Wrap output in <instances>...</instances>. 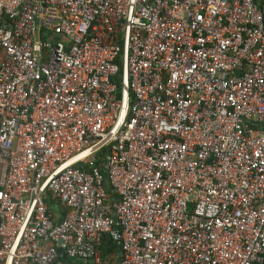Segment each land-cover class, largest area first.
Segmentation results:
<instances>
[{"label": "built area", "instance_id": "built-area-1", "mask_svg": "<svg viewBox=\"0 0 264 264\" xmlns=\"http://www.w3.org/2000/svg\"><path fill=\"white\" fill-rule=\"evenodd\" d=\"M105 233L117 264H264V0H0V264Z\"/></svg>", "mask_w": 264, "mask_h": 264}, {"label": "trees", "instance_id": "trees-1", "mask_svg": "<svg viewBox=\"0 0 264 264\" xmlns=\"http://www.w3.org/2000/svg\"><path fill=\"white\" fill-rule=\"evenodd\" d=\"M105 187L107 188V191L109 193H112V189L108 184H106ZM47 204H48L49 210L52 213H55L57 220L60 221L64 215V211L61 209L62 207L56 201L52 200L51 198L47 200ZM100 249H101V260H103L102 262H104V259L106 257L112 254L115 262L110 263V264H117L120 258V251H121L120 243L117 240H115L111 234L105 233L101 236ZM75 260L76 259L64 257V258H60L59 262L69 264V263H73V261ZM80 262L83 263L82 261ZM89 263L94 264L91 261H89Z\"/></svg>", "mask_w": 264, "mask_h": 264}, {"label": "crops", "instance_id": "crops-1", "mask_svg": "<svg viewBox=\"0 0 264 264\" xmlns=\"http://www.w3.org/2000/svg\"><path fill=\"white\" fill-rule=\"evenodd\" d=\"M103 260H101V264H110V263H114L115 262V260H114V258H113V255L112 254H110L108 257H106L105 259H104V262H102ZM83 262V261H82ZM92 262V261H91ZM74 263H76V264H83V263H86V264H90L89 263V261L88 262H83V263H81L80 262V260H75V261H73V263H69V264H74ZM92 263H94V262H92ZM100 263H94V264H100ZM56 264H65V263H62V262H57ZM68 264V263H67Z\"/></svg>", "mask_w": 264, "mask_h": 264}, {"label": "water", "instance_id": "water-1", "mask_svg": "<svg viewBox=\"0 0 264 264\" xmlns=\"http://www.w3.org/2000/svg\"><path fill=\"white\" fill-rule=\"evenodd\" d=\"M118 229H119L118 226H114V227H113V230H114V231H118Z\"/></svg>", "mask_w": 264, "mask_h": 264}, {"label": "rangeland", "instance_id": "rangeland-1", "mask_svg": "<svg viewBox=\"0 0 264 264\" xmlns=\"http://www.w3.org/2000/svg\"><path fill=\"white\" fill-rule=\"evenodd\" d=\"M74 264H76V263H74ZM83 264H86V263H83ZM101 264V263H100Z\"/></svg>", "mask_w": 264, "mask_h": 264}]
</instances>
